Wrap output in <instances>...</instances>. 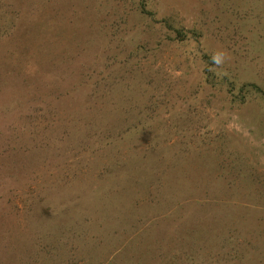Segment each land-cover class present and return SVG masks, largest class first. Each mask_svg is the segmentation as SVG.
I'll list each match as a JSON object with an SVG mask.
<instances>
[{"label": "rangeland", "instance_id": "rangeland-1", "mask_svg": "<svg viewBox=\"0 0 264 264\" xmlns=\"http://www.w3.org/2000/svg\"><path fill=\"white\" fill-rule=\"evenodd\" d=\"M4 1L0 264H264V0Z\"/></svg>", "mask_w": 264, "mask_h": 264}, {"label": "trees", "instance_id": "trees-1", "mask_svg": "<svg viewBox=\"0 0 264 264\" xmlns=\"http://www.w3.org/2000/svg\"><path fill=\"white\" fill-rule=\"evenodd\" d=\"M7 6L11 10H8L6 8ZM140 8H141V11L144 12V13H146V14H151L152 15V13H153L152 11H150V10L147 9L145 1H143V3H141V7ZM9 12H11V14H9V17H11V20L9 21V23H6L4 25H1L0 24V38L9 36L11 34V31L9 30V27H11L12 25H14L17 19L21 18L20 17L21 14L19 13V11L15 7H13V4H11L9 2L6 3L4 0H0V15L1 16L5 15L8 18L7 15H8ZM7 24H8V26H7ZM170 28H172V27L170 26ZM172 29L175 32V38L178 41L187 40L188 33L191 32V30L184 29V28H175L174 27ZM194 35H195V33H194ZM203 57L204 58H208V55L207 54H203ZM151 196H152V194H151ZM235 250H237V249H235Z\"/></svg>", "mask_w": 264, "mask_h": 264}, {"label": "clouds", "instance_id": "clouds-1", "mask_svg": "<svg viewBox=\"0 0 264 264\" xmlns=\"http://www.w3.org/2000/svg\"><path fill=\"white\" fill-rule=\"evenodd\" d=\"M217 63H219L220 62V58L217 56V57H214L213 58Z\"/></svg>", "mask_w": 264, "mask_h": 264}]
</instances>
